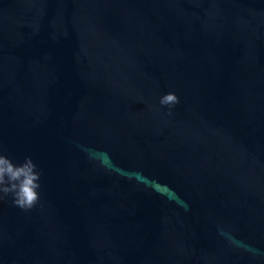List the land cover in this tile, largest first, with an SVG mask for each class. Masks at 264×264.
<instances>
[{
    "label": "water",
    "instance_id": "95a60500",
    "mask_svg": "<svg viewBox=\"0 0 264 264\" xmlns=\"http://www.w3.org/2000/svg\"><path fill=\"white\" fill-rule=\"evenodd\" d=\"M0 149V264H264V0H0Z\"/></svg>",
    "mask_w": 264,
    "mask_h": 264
},
{
    "label": "clouds",
    "instance_id": "9594fccd",
    "mask_svg": "<svg viewBox=\"0 0 264 264\" xmlns=\"http://www.w3.org/2000/svg\"><path fill=\"white\" fill-rule=\"evenodd\" d=\"M159 103L171 108L179 103V98L174 93H166ZM41 176L42 171L31 156L16 164L0 149V200L11 197L13 206L31 210L40 200Z\"/></svg>",
    "mask_w": 264,
    "mask_h": 264
}]
</instances>
